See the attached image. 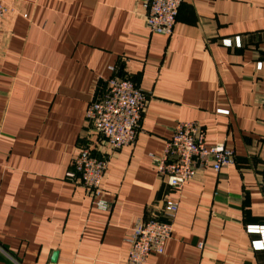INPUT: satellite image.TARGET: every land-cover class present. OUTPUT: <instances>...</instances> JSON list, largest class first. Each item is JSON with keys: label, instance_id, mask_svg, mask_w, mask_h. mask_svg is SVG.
Wrapping results in <instances>:
<instances>
[{"label": "crops", "instance_id": "1", "mask_svg": "<svg viewBox=\"0 0 264 264\" xmlns=\"http://www.w3.org/2000/svg\"><path fill=\"white\" fill-rule=\"evenodd\" d=\"M1 1L0 264H124L126 238L166 199L179 204L173 233L147 264H264L247 231L264 227V0H185L171 37L149 33L141 0ZM112 74L148 102L133 145L91 137L110 155L101 211L66 174ZM188 121L235 162L177 192L158 163Z\"/></svg>", "mask_w": 264, "mask_h": 264}, {"label": "built area", "instance_id": "2", "mask_svg": "<svg viewBox=\"0 0 264 264\" xmlns=\"http://www.w3.org/2000/svg\"><path fill=\"white\" fill-rule=\"evenodd\" d=\"M184 2L185 0H141L149 33L173 36ZM6 13L7 9L0 0V20ZM223 45L231 47L232 41L224 40ZM235 45H240L239 38L235 39ZM262 67L263 63L257 64L258 71ZM110 69L115 73L114 68ZM147 102L148 97L132 79L112 74L105 81L104 94L95 96L88 106L85 116L87 135L81 136L83 145L73 158L66 178L81 186L101 211H108L110 208V204L102 198V184L110 155L98 152L91 137L101 138L112 152L133 145L141 129ZM218 113L228 114L224 111ZM206 136L205 129L197 122H180L174 127L172 137L166 143L158 163V175L170 189L180 192L198 172L210 168L219 173L234 164V151L225 143L207 145ZM261 189L264 193V183ZM178 210L177 202L166 199L159 218L139 220L125 240L129 245V252L124 264H147L151 256L163 255L172 236ZM247 231L261 237L252 242V247L263 248L264 227L250 226ZM203 247V244L199 245L200 249Z\"/></svg>", "mask_w": 264, "mask_h": 264}, {"label": "water", "instance_id": "3", "mask_svg": "<svg viewBox=\"0 0 264 264\" xmlns=\"http://www.w3.org/2000/svg\"><path fill=\"white\" fill-rule=\"evenodd\" d=\"M57 257H58V255H57V254H54V255H53V258H52V261H53V262H56Z\"/></svg>", "mask_w": 264, "mask_h": 264}]
</instances>
